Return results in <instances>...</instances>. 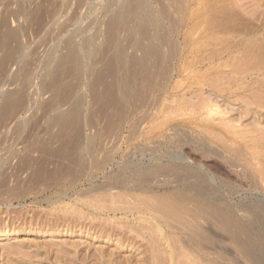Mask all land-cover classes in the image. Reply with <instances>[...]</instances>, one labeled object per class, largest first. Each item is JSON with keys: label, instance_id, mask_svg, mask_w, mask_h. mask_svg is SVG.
<instances>
[{"label": "rangeland", "instance_id": "374dc122", "mask_svg": "<svg viewBox=\"0 0 264 264\" xmlns=\"http://www.w3.org/2000/svg\"><path fill=\"white\" fill-rule=\"evenodd\" d=\"M137 1L0 0V59L9 33L19 35L10 44L17 48L16 62L0 70V104L4 96L17 93L25 107L13 120L0 118V233L13 232L0 239V264H255L236 241L247 215L223 207L221 220L211 214L212 204L210 211L187 194L176 196L188 183L171 176L169 165L175 162L205 174L209 185L220 189L216 195L224 206H264V0H146L148 5ZM135 2L140 10L146 3L151 15L142 13L141 20L129 15L126 7ZM147 10L144 14H150ZM38 12L41 19H33ZM149 19L154 25L143 24ZM159 33H166V44L159 43ZM136 44L159 47L161 58L151 56L147 67L139 64L142 52ZM71 47L80 54L83 71H72L65 62L66 69L58 72L57 63ZM105 47L110 48L106 57ZM120 47L126 63L138 60L127 63L126 99L115 83L120 80L111 78L105 67ZM55 74L61 82L51 88ZM99 77L118 95L117 104H106ZM69 86L74 91L69 95L72 105L78 96L84 101L83 144L91 140L95 148L86 157L88 168L82 175L67 171L66 158L44 161L48 174L39 175L35 165L26 169L24 155L37 156L28 144L57 133V127L49 133L47 125L72 109L70 102L59 104L56 94ZM67 131L64 141L73 134ZM91 158L98 166L89 163ZM140 167L161 170V176L146 184L150 195L130 180ZM159 194H171L182 203V216L165 218L155 209Z\"/></svg>", "mask_w": 264, "mask_h": 264}, {"label": "bare ground", "instance_id": "6f19581e", "mask_svg": "<svg viewBox=\"0 0 264 264\" xmlns=\"http://www.w3.org/2000/svg\"><path fill=\"white\" fill-rule=\"evenodd\" d=\"M141 0H138L137 2H138V4H139V2H140ZM144 1H146V0H144ZM137 2H135V4H130L131 6H129V7H126L127 8V11H128V14L129 15H132L133 16V18H137V19H139V16H140V20L141 19H143V17H141V14L143 13V15H146V14H148V15H146L145 17L147 18V16H149V15H151V13L152 12H150L149 11V9L148 8H146L145 7V5H146V3H144L143 2V7H144V10H145V12H146V10L147 11H149L150 12V14L149 13H145L144 14V10H143V12H142V9H143V7H142V9L140 10L139 9V7L138 6H136V3ZM147 2V5H148V2L149 1H146ZM142 3V2H141ZM123 4V3H122ZM137 4V5H138ZM145 4V5H144ZM141 5V4H140ZM20 9V8H19ZM21 11V10H20ZM17 12V11H16ZM18 13V12H17ZM20 13H22V12H20ZM37 15H35L36 17H32L33 19H37V18H40L41 19V17L38 15L39 14V12L38 13H36ZM189 14V13H188ZM28 15V14H27ZM230 15V14H229ZM232 15V14H231ZM32 16H34V14L32 15ZM131 16V17H132ZM253 16V15H252ZM144 17V18H145ZM29 18V17H28ZM30 18H31V16H30ZM145 18V19H146ZM152 18V17H151ZM227 18V17H226ZM232 18V17H231ZM241 18V17H240ZM127 19V18H126ZM126 19H123L124 20V22H126L125 20ZM236 19V18H235ZM246 19V18H245ZM252 19V18H251ZM145 21V23H143V24H148V23H150L151 25L153 24L154 25V23L149 19V21L148 20H144ZM154 21V20H153ZM234 21V20H233ZM232 21V22H233ZM248 21H250V20H248ZM231 22V23H232ZM245 22V21H244ZM251 22V21H250ZM256 22V21H255ZM120 23V22H119ZM120 24H123V22L121 21V23ZM159 24V25H158ZM248 24V23H247ZM253 24V23H252ZM157 25V29H159V31L162 33L164 30H163V28H162V26H160V23H157L156 24ZM243 25V24H242ZM251 25V24H250ZM239 28V27H238ZM242 28V27H241ZM233 29H234V27H233ZM250 29V28H249ZM253 31V30H252ZM16 32H17V30H16ZM264 32V31H263ZM161 33H159V38H158V40H159V43H162L163 45L164 44H166L167 43V41L169 40V39H167V35H166V33H163V34H161ZM19 36V35H18ZM18 36H17V34L14 32V30L11 32V33H9V35H8V37H7V34H6V40H5V42H4V44H3V52H4V55L2 56V58L0 59V70H2V71H6V67H8V66H6V65H8L9 63H13V62H16V61H13V55L14 54H16L15 53V49H17V48H13V47H11V41L13 40H16L17 38H18ZM107 36H111L110 34L109 35H107ZM259 36V35H258ZM257 39V38H256ZM264 41V40H263ZM238 42H240V41H238ZM255 42V41H254ZM253 41H252V44L254 43ZM84 43H86V42H84ZM83 43V44H84ZM90 43V42H89ZM89 43H87V45L89 44ZM259 43H261V41L259 42ZM258 43V46L259 45H261V44H259ZM263 43V42H262ZM230 44V43H229ZM228 44V45H229ZM236 44V43H235ZM240 44V43H239ZM251 44V43H250ZM255 45V44H254ZM70 46V45H69ZM253 46V45H252ZM256 46H257V42H256ZM16 47V46H15ZM80 47V46H79ZM96 47V46H95ZM110 47V46H109ZM228 47V46H227ZM229 47H230V45H229ZM262 47V46H261ZM19 48V47H18ZM87 48V47H86ZM85 48V49H86ZM92 48V47H91ZM226 48V47H225ZM232 48V47H231ZM237 48V47H236ZM88 49V48H87ZM104 49H107V50H104ZM103 50H102V52H104L103 54H105L106 52H108V50H110V48H107V47H105ZM234 49V48H233ZM249 49H250V47H249ZM257 49V48H256ZM261 48H259V50H260ZM99 50V49H98ZM136 50H140L141 52H142V55H141V61H138L137 59H131L130 61H127V63L128 62H131V63H133V64H135L137 61L139 62V64H140V62H142L141 64H143V65H146V64H148L149 63V59H150V57L151 56H155L156 57V59H160L161 58V55H160V53H159V47H157L156 49L154 48V50H153V48L152 47H144L143 48V46L141 45L140 46V44H138V46H137V44H136ZM220 50V49H219ZM222 50V49H221ZM220 50V51H221ZM226 50V49H225ZM224 50V51H225ZM261 50H263V48L261 49ZM77 51H79V50H77ZM106 51V52H105ZM246 51V50H245ZM264 51V50H263ZM18 52V51H17ZM87 52V51H86ZM117 55H115V58L114 57H112V55H111V58H109V62H107L108 63V65L107 66H105V67H107V72L109 73V74H111V75H113V77H111V78H114V76L116 77V79H119L120 81H116V79H115V83H119L118 85H119V88H117L118 89V91L121 93L120 95L124 98V99H126V95H127V93L129 94V90H130V88H129V85H127L128 83H126L125 82V80H123V78L126 76V74H127V71H128V66H127V63H126V55H125V49L124 48H122V47H120L119 48V50H117ZM248 52V51H247ZM256 52V51H255ZM254 52V53H255ZM257 52H258V50H257ZM79 53V52H78ZM95 53V52H94ZM100 53V52H99ZM109 53V52H108ZM107 53V54H108ZM223 53V52H222ZM264 53V52H263ZM262 53V54H263ZM248 54V53H247ZM257 54V53H256ZM259 54V53H258ZM80 55V54H79ZM79 55L76 53V51H74L73 49H72V47L71 48H68V51H67V53L64 55V56H62V58L59 60V58H57L60 62L59 63H57V64H59L57 67H59V69H61V70H58V69H56V70H58V72L59 71H62V69H63V71H64V69H66V64H65V67L63 68V66H64V63L65 62H68V63H70V65L69 66H73V69H72V71L73 70H79V71H83V68L80 66V64H81V62H80V60H79ZM109 55V54H108ZM217 56V54L215 53V54H212L211 55V57L212 56ZM220 55V54H219ZM254 55V54H253ZM53 56V55H52ZM86 56V55H85ZM114 56V55H113ZM255 56V55H254ZM263 57H264V55H262ZM51 57V56H50ZM105 57H106V54H105ZM247 57V56H246ZM257 57H259V56H257ZM90 58V57H89ZM101 58V57H100ZM128 58V57H127ZM219 58V57H218ZM237 58V57H236ZM252 58V57H251ZM16 59V55H15V58H14V60ZM244 59V58H243ZM253 59L254 58H252V61H253ZM263 59V58H262ZM88 60V59H87ZM107 60V59H106ZM128 60V59H127ZM213 60V59H212ZM239 60V59H238ZM246 60H247V58H246ZM90 61V60H89ZM245 61V60H244ZM256 61H257V58H256ZM58 62V61H57ZM237 62V61H236ZM260 62V61H259ZM50 63H51V61H50ZM234 63V62H233ZM238 63V62H237ZM261 63V62H260ZM264 63V62H263ZM43 64V63H42ZM47 64V63H46ZM83 64H84V62H83ZM86 64V63H85ZM88 64V63H87ZM138 64V63H137ZM138 64V65H139ZM251 64V63H250ZM253 64V63H252ZM44 65V64H43ZM42 65V66H43ZM106 65V64H105ZM142 65V67L144 68V66ZM260 65V64H259ZM88 66V65H87ZM137 66V65H136ZM227 66V65H226ZM237 66H238V64H237ZM244 66V65H243ZM248 66V65H247ZM256 66V65H255ZM258 66V65H257ZM264 66V65H263ZM62 67V68H61ZM146 67H147V65H146ZM252 67V66H251ZM259 67V66H258ZM257 67V68H258ZM260 67H262V66H260ZM45 68V67H44ZM69 67H67V69H68ZM80 68H82V70H80ZM237 68V67H236ZM241 68V67H240ZM239 68V69H240ZM264 68V67H263ZM85 69V68H84ZM246 69V68H245ZM249 69V68H248ZM247 69V70H248ZM253 69H254V67H253ZM252 69V70H253ZM261 69V68H260ZM46 70V69H45ZM55 70V71H56ZM69 70V69H68ZM263 69H261V71H262ZM65 71H67V70H65ZM84 71H86V70H84ZM249 71H250V69H249ZM254 71V70H253ZM48 72V71H47ZM68 72H70V71H67L66 73H68ZM86 73V72H85ZM108 73H106V74H108ZM240 73H242V72H240ZM245 73V72H244ZM40 74V73H39ZM58 74V73H57ZM62 74V73H61ZM64 74V73H63ZM79 74H80V72H79ZM78 74V75H79ZM235 74V73H234ZM248 74V73H247ZM251 74V73H250ZM262 74V73H261ZM42 75V74H41ZM89 75V74H88ZM110 75V76H111ZM125 75V76H124ZM232 75V74H231ZM45 76V75H44ZM58 76V75H57ZM81 76V75H80ZM124 76V77H123ZM239 76V75H238ZM247 76V75H246ZM260 76V75H259ZM102 77V76H101ZM101 77H99V81H98V83H101V84H103L102 83V80H101ZM110 78V79H111ZM264 78V77H263ZM262 78V79H263ZM41 79V78H40ZM125 79V78H124ZM243 79V78H242ZM100 80H101V82H100ZM122 80V81H121ZM231 80V79H230ZM257 80V79H256ZM59 81L61 82V80L60 79H58V77H56V74H55V78H54V80H53V82L51 83L52 84V86H51V88L53 87V85L54 86H56L58 83H59ZM81 81V80H80ZM104 81V80H103ZM111 82H113L114 83V81H112V80H110ZM235 81V80H234ZM241 81V80H240ZM253 81V80H252ZM254 81H255V79H254ZM43 82H45V81H43ZM42 82V83H43ZM110 82V83H111ZM228 82V81H227ZM258 82H260L259 80H258ZM112 83V84H113ZM50 84V83H49ZM79 84V83H78ZM104 84H105V82H104ZM102 85V88H103V92L101 93L103 96H104V98L103 99H105V101H107L106 102V104L107 105H109L110 103H115V101H116V104L119 102V100L117 101V99H115V97H118V95L117 94H114V91L112 92H110L109 91V88H108V84L107 85ZM111 84V85H112ZM117 84H116V86H117ZM262 84H264V83H262ZM60 85V84H59ZM58 85V86H59ZM62 85V84H61ZM68 85H70V84H68ZM76 85V84H75ZM207 85V84H206ZM72 86V85H71ZM112 86H114V84L112 85ZM115 86V87H116ZM50 87V86H49ZM65 87V86H64ZM67 87V86H66ZM73 87V86H72ZM72 87H68V89L67 90H64V92H61V93H59L60 91H58L56 94L58 95L57 96V98H58V103L59 104H68L69 102H70V100L72 99L70 96L73 94H71V91H73V88ZM81 87H82V85H81ZM110 87V86H109ZM115 87L113 88L114 90H115ZM118 87V86H117ZM202 87V86H201ZM77 88V87H76ZM200 88V87H199ZM238 88H240V87H238ZM110 89H111V87H110ZM225 89V88H224ZM233 89V88H232ZM231 89V90H232ZM236 89V88H235ZM264 88H262V90H263ZM43 90V89H42ZM55 90V89H54ZM91 91H92V89H90ZM200 90V89H199ZM46 91V90H45ZM57 91V90H56ZM118 91H116L115 90V93L116 92H118ZM202 91V90H201ZM229 91V90H228ZM233 91H235V90H233ZM256 91H257V89H256ZM258 91H260V90H258ZM47 92V91H46ZM74 92V91H73ZM94 92H95V90H94ZM222 92V91H221ZM252 92H254V91H252ZM264 92V91H263ZM38 93V92H37ZM42 93V92H41ZM251 93V92H250ZM255 94H256V92H254ZM8 94V93H7ZM247 94V93H246ZM253 94V93H252ZM264 94V93H263ZM2 95H3V93H2ZM54 95H55V92H54ZM70 95V96H69ZM79 95H81V94H79ZM97 95V94H96ZM96 95L94 96V97H96ZM116 95V96H115ZM232 95V94H231ZM250 95V94H249ZM259 95V94H258ZM241 96V95H240ZM257 96V95H256ZM0 97H3V96H0ZM121 97V98H122ZM128 97V96H127ZM253 97H254V95H253ZM260 97V96H259ZM56 98V99H57ZM95 99V98H94ZM119 99V98H118ZM124 99H122L123 101H124ZM53 100V99H52ZM55 100V99H54ZM90 100V99H89ZM115 100V101H114ZM258 100V99H257ZM104 101V102H105ZM120 101H121V99H120ZM247 101V100H246ZM264 101V100H263ZM262 101V102H263ZM57 102V101H56ZM72 102H74L73 103V105H72V103L70 104V105H72V109H69V114H66V113H63V109L61 110L62 112V114L60 113V114H58V116H55V118H53L52 119V121L47 125L48 127H47V131L49 132L50 130H51V128L53 127H57L58 129H57V133L56 134H54V137H51V136H49V138H46V139H38V138H36V139H34L33 141H31L32 143L30 144H28V146L30 145V147L31 148H33V150L31 149V148H29L30 150H32V153H36L37 154V156H33L32 157V155H30V153L28 152V153H26L25 155H24V160L22 161V163H24V166L25 167H27L26 169L28 170V167H30V166H36L35 168H36V171H37V173L40 175V174H42L43 172L44 173H46L47 171H45V170H47L46 168H47V166H45L46 165V163L44 162V161H50L51 159L53 160V159H56V158H58V159H60V158H66V160H68V163L67 162H65V163H67V171L69 172V173H73V175L72 176H74V172H80L81 174H77L78 176L79 175H82V172L84 173L85 172V169L86 168H88L87 167V160H86V157L87 156H90L91 155V153H92V151L94 150V148H95V145H94V142L93 141H91V140H89V141H87V144L86 145H84L83 144V136H82V126H81V116H82V113H81V110H82V107H83V99L81 98V97H77L74 101H72ZM87 102V101H86ZM90 102V101H89ZM104 102H103V104H104ZM243 102V101H242ZM205 103V102H204ZM256 103V102H255ZM259 103H260V101H259ZM203 104V103H202ZM209 104V103H208ZM256 104H258V103H256ZM260 104H262V103H260ZM106 105V106H107ZM111 105V104H110ZM109 105V106H110ZM205 105V104H204ZM218 105V104H217ZM263 105H264V103H263ZM57 106V105H56ZM206 106H208V105H206ZM209 106H210V104H209ZM214 106V105H213ZM216 106V105H215ZM0 107H1V104H0ZM105 107V106H104ZM203 107V106H202ZM248 107V106H247ZM60 108V107H59ZM207 108V107H206ZM261 108V107H260ZM1 110H0V118H2V119H10V120H13V119H15L16 117H17V115L19 114V112L20 111H23L24 109H25V107H24V102H23V97L21 96V95H19V94H17V93H11V94H8V95H6V96H4V98H3V103H2V107L0 108ZM57 109V108H56ZM61 109V108H60ZM205 109V108H204ZM209 109V108H208ZM259 109V108H258ZM264 109V108H263ZM212 110V109H211ZM66 111V110H65ZM83 111V110H82ZM208 111V110H207ZM210 111V110H209ZM259 111H261V110H259ZM197 112V111H196ZM200 113V112H199ZM198 113V114H199ZM225 113V112H224ZM227 113V112H226ZM85 117H87V116H85ZM82 118H83V116H82ZM222 118H224V117H222ZM221 118V119H222ZM51 120V119H50ZM197 120V119H196ZM199 121V120H198ZM21 123V122H20ZM23 123H25V122H23ZM84 124V123H83ZM24 125V124H23ZM25 125H27V124H25ZM85 125V124H84ZM19 126V125H18ZM21 127H22V125H20ZM35 126V125H34ZM33 126V127H34ZM69 126H73L72 128H70L69 130L71 131L72 130V135H70L71 136V140L69 139V141H64V139H66V136L68 135L67 133H66V131H67V129L69 128ZM84 127V126H83ZM86 127V126H85ZM204 127V126H203ZM225 127V126H224ZM227 127H229V126H227ZM232 127H233V125H232ZM16 128V127H15ZM26 128V127H25ZM25 128H24V130H25ZM235 128V127H234ZM233 128V129H234ZM236 129V128H235ZM16 130H17V128H16ZM19 130V129H18ZM20 130H23V129H21L20 128ZM68 130V131H69ZM52 131V130H51ZM67 131V132H68ZM228 131V130H227ZM235 131V130H234ZM259 131V130H258ZM24 132V131H23ZM23 132H21V133H23ZM211 131H209V133H210ZM244 132V131H243ZM243 132L241 133V134H243ZM263 132V131H262ZM19 133V132H18ZM50 133V132H49ZM238 133V132H237ZM240 133V132H239ZM247 133V132H246ZM67 134V135H66ZM71 134V133H70ZM202 134V133H201ZM66 135V136H65ZM199 135V134H198ZM233 135V137H234V134H232ZM239 135V134H238ZM244 135V134H243ZM261 135V134H260ZM222 136V135H221ZM65 137V138H64ZM261 137V136H260ZM260 137H259V139H260ZM227 138V137H226ZM261 138H263V137H261ZM93 139V138H92ZM251 139V138H250ZM249 139V140H250ZM253 139V138H252ZM67 140H68V138H67ZM85 140V139H84ZM88 140V139H87ZM203 140V139H202ZM254 140V139H253ZM252 140V141H253ZM86 141V140H85ZM254 142V141H253ZM58 144L59 143V146H55L56 148H54L53 146H54V144ZM202 145V144H201ZM204 145V144H203ZM28 146H26V148H28ZM257 146V145H256ZM232 147V146H231ZM29 149H27L28 151H29ZM65 149H67L66 150V152L64 151ZM238 149V148H237ZM207 151V150H206ZM238 151H239V149H238ZM98 153V152H97ZM94 154V153H93ZM94 156V155H93ZM92 156V157H93ZM181 156V155H180ZM91 157V156H90ZM23 158V157H22ZM163 158V157H162ZM179 158V157H178ZM58 159L57 160H55L53 163L55 164V162L57 163V161H58ZM62 159H60L61 161H63ZM168 159V158H167ZM174 159H176V158H174ZM184 159V158H183ZM173 160V159H172ZM60 161V162H61ZM166 161V160H165ZM169 161V160H168ZM59 162V161H58ZM96 162V161H95ZM94 162V160L91 158L90 159V162L89 163H92V165L94 164H96L97 165V163H95ZM170 162H172V161H170ZM169 162V163H170ZM20 163V162H19ZM44 163H45V165H44ZM47 163H49V162H47ZM52 163V164H53ZM173 163V162H172ZM175 163V162H174ZM173 163V164H174ZM61 164V163H60ZM62 164H63V162H62ZM104 164V163H103ZM132 164V163H131ZM166 164V163H165ZM173 164H171L172 166H173ZM55 165H57V164H55ZM124 165V164H123ZM171 165H169V167H170V172L169 173H171V176H176V178H177V180L178 181H181V183L182 182H184V183H188V185L186 184V187H185V189L182 191V190H178L177 192H178V194L176 195V196H178V197H183V196H185L184 194H187L188 195V197L189 196H191V199H193V200H195L194 202L197 204V203H201L202 204V209H203V207H205L206 209H208V210H210V209H212L211 207L209 208L208 206L210 205V204H212L213 205V210H212V213L211 214H214V216H219V218L221 219V217H223V216H221L222 215V208L223 207H226L228 210H230V211H238V212H243V214L245 215H247V219H245L246 221H244L245 222V224H243L242 226H240V228H238L237 229V237L238 238H236V241H238V244L240 245V248L242 249V251L245 253V254H247L248 256H249V258H251V260L255 263V264H264V206L262 205V204H254V205H249V206H239V204H238V206L236 207V206H234V207H232L233 205H230V204H228V206L227 205H225L224 206V204H222V202H223V200L221 201V197H218L217 195H216V193H217V189L215 190L214 188H212V186H210L209 185V183L207 182V178H205V174L203 175V174H201V173H198V172H196V171H192V170H190V171H192V172H190L189 170L187 171L186 169H184V167L183 166H181L180 164H177V163H175L174 164V166L172 167ZM23 165H22V167H24ZM58 166H60V165H58ZM63 166V165H62ZM61 166V168H63ZM91 166V165H90ZM98 166V165H97ZM102 166V165H101ZM101 166H99V167H101ZM140 166V165H139ZM262 166V165H261ZM46 167V168H45ZM56 167V166H55ZM137 167V166H136ZM146 167V166H145ZM167 167V166H166ZM168 167V168H169ZM1 168V167H0ZM31 168V167H30ZM93 168V167H92ZM134 168V167H133ZM154 168V167H153ZM143 169V168H135L134 169V171H133V173L131 174V179L130 178H128V180L130 179V180H133V182H135V183H137L138 184V186H139V189L143 192V191H145V192H149L150 191V189H149V187L148 188H145V187H147L146 186V184H148V183H150V182H152V180L153 179H155V178H157V177H159V176H161V170L159 171V169H157V168H154V169ZM161 168V167H160ZM172 168V169H171ZM64 169V168H63ZM62 169V170H63ZM183 169L184 170H186V171H184L186 174H182V173H184L183 172ZM190 169V168H189ZM62 170H61V172H62ZM65 170H66V167H65ZM121 170V169H120ZM167 171L166 172H168L169 170L168 169H166ZM2 171V170H1ZM0 171V172H1ZM30 171V170H29ZM36 171H33L34 173L36 172ZM3 172V171H2ZM21 172V171H20ZM88 172V171H87ZM86 172V173H87ZM163 172V171H162ZM38 174L36 175V176H38ZM47 174H48V172H47ZM66 174V173H65ZM167 174V173H166ZM166 174H164V175H166ZM182 174V175H181ZM13 175V174H12ZM71 175V174H70ZM245 175V174H244ZM123 176H124V174H123ZM122 176V177H123ZM41 177V176H40ZM65 177V176H64ZM165 177H167V175L165 176ZM39 178V177H38ZM51 178V177H50ZM126 178V179H125ZM125 178H122L121 180H123V181H121V180H119V182L121 181V182H123V183H126V181H127V177H125ZM33 179V178H32ZM35 179H37V178H35ZM165 179V178H164ZM173 179V178H172ZM190 179H193L192 181V183H190L189 182V180ZM47 180V179H46ZM50 180V179H49ZM48 180V181H49ZM70 180V179H69ZM118 180V179H117ZM129 180V181H130ZM176 180V181H177ZM210 180H212V179H210ZM54 181V180H53ZM128 181V182H129ZM154 181V180H153ZM169 182L171 181V178L168 180ZM191 181V180H190ZM29 182V181H28ZM36 182V181H35ZM40 182H41V179H40ZM52 182V181H51ZM56 182V181H55ZM120 182V183H121ZM130 182H132V181H130ZM129 182V183H130ZM175 182V181H174ZM116 183V182H115ZM173 183V182H172ZM183 183V184H184ZM190 183V184H189ZM122 184V183H121ZM169 184V183H168ZM175 184V183H174ZM177 184H178V182H177ZM213 184V183H212ZM174 186V185H173ZM185 186V185H184ZM214 187V186H213ZM145 189V190H144ZM219 191H220V189H218ZM23 191V190H22ZM24 192V191H23ZM141 192V193H142ZM149 193H151V192H149ZM148 193V194H149ZM154 193V192H153ZM158 193V192H157ZM110 194V193H109ZM155 194V193H154ZM153 194V195H154ZM161 194V193H160ZM160 194H159V196H160ZM182 194V195H181ZM218 194V193H217ZM220 194V193H219ZM139 195V194H138ZM144 195H146V194H144ZM150 195V194H149ZM153 195H151V196H153ZM169 195V194H168ZM171 195V194H170ZM167 196V194H166V196L165 197H162L161 198V196H160V199H158V201L155 203L156 204V206L154 205L153 207H155V209H157V210H160V212H162L161 214L162 215H164V214H166L165 215V218H166V216H168L167 218H169V217H175L174 219H176V217L177 216H179L180 215V217L182 216L181 215V213H182V210H183V208H184V206H183V208H182V206L181 205H183L182 203H179L178 202V200H176V199H173V195H171V196ZM25 196V195H24ZM155 196V195H154ZM153 196V197H154ZM235 196V195H234ZM148 196H146V198H147ZM150 197V196H149ZM177 197V198H178ZM223 197V196H222ZM233 197V196H232ZM158 198V197H157ZM113 199V198H112ZM188 199V198H187ZM157 200V199H156ZM144 201V200H143ZM126 202V201H125ZM139 202H141V201H139ZM113 203V202H112ZM144 203V202H143ZM187 203V202H186ZM194 203V204H195ZM224 203H226V202H224ZM230 203V202H229ZM132 204V203H131ZM150 204V203H149ZM141 205H143V204H141ZM146 205V204H145ZM230 205V206H229ZM115 206V205H114ZM121 206H122V204H121ZM125 206V205H124ZM144 206V205H143ZM111 207H112V205H111ZM119 207V206H118ZM146 207V206H145ZM144 207V208H145ZM186 207V206H185ZM190 208H191V206H189ZM109 208V207H108ZM148 208H149V206H148ZM188 208V207H187ZM198 208H201V207H199L198 206ZM198 208L196 209V210H198ZM119 209V208H118ZM151 209V208H150ZM189 209V208H188ZM201 209V210H202ZM206 209H205V213H204V211H200V212H203L204 214H206ZM100 211H101V209H99ZM122 210V209H121ZM127 210H128V207H127ZM138 210H139V208H138ZM140 210H141V208H140ZM156 210V211H157ZM187 210V209H186ZM126 211V210H125ZM129 211H130V209H129ZM136 211H137V209H136ZM148 211V210H147ZM211 211V210H210ZM132 212V211H131ZM151 212V211H150ZM155 212V211H154ZM159 212V211H158ZM189 212V211H188ZM130 213V212H129ZM149 213V212H148ZM164 213V214H163ZM192 212H190V214H191ZM196 213V212H195ZM194 213V214H195ZM202 213V214H203ZM209 213V212H208ZM197 214H199V213H197ZM196 214V215H197ZM201 214V213H200ZM242 214V213H241ZM153 215V214H152ZM209 215V214H208ZM239 215V214H238ZM198 217H199V215H197ZM178 218V217H177ZM196 218V217H195ZM202 218V217H201ZM218 218V217H217ZM231 218V217H230ZM246 218V217H245ZM170 219V218H169ZM172 219V218H171ZM225 219V218H224ZM223 219V220H224ZM190 220V219H189ZM188 220V221H189ZM222 220V219H221ZM225 220H228L227 222H225ZM224 220V226H225V228L226 227H229V224H230V222H229V219H225ZM231 220V219H230ZM233 220V219H232ZM187 221V220H186ZM187 221V222H188ZM202 221V220H201ZM197 222H198V220H197ZM203 222V221H202ZM222 222V221H221ZM193 223V222H192ZM200 224V223H199ZM231 224H232V222H231ZM184 225V224H183ZM220 225V224H219ZM144 226V225H143ZM142 226V227H143ZM221 226V225H220ZM223 226V225H222ZM222 226H221V228H222ZM145 227V226H144ZM184 227V226H183ZM186 227H188L187 225H186ZM197 227V226H196ZM150 228V227H149ZM191 229H193V228H191ZM148 230V229H147ZM197 230V229H196ZM226 230V229H225ZM142 231V230H141ZM144 231V230H143ZM142 231V232H143ZM199 231V230H198ZM200 231H202V230H200ZM234 231V230H233ZM232 231V232H233ZM231 232V233H232ZM197 233V232H196ZM229 233V232H228ZM16 234V233H15ZM202 234V233H201ZM201 234L198 236V239L200 238V236H201ZM11 235H13V232L11 231V230H8V231H4V232H1L0 233V239H2V240H4V239H7L8 237H10ZM48 235L49 236H54V233L53 232H49L48 233ZM232 236V235H231ZM234 236V235H233ZM195 237H197V236H195ZM203 237V236H202ZM189 238V237H188ZM194 238V237H193ZM204 238V237H203ZM202 238V239H203ZM192 239V238H191ZM194 239H196V238H194ZM207 239V238H206ZM201 240V239H200ZM204 241H205V239H204ZM168 242V241H167ZM199 242V241H198ZM197 242V243H198ZM202 242V241H201ZM205 242H207V241H205ZM192 244H193V242H192ZM199 244V243H198ZM202 244H204V243H202ZM209 244V243H208ZM238 245V246H239ZM196 246V245H195ZM202 246V245H201ZM207 247V246H206ZM197 248V247H196ZM205 249V248H204ZM200 251V250H199ZM202 260V259H201ZM202 262V261H201ZM204 263V262H203ZM195 264V263H194Z\"/></svg>", "mask_w": 264, "mask_h": 264}]
</instances>
